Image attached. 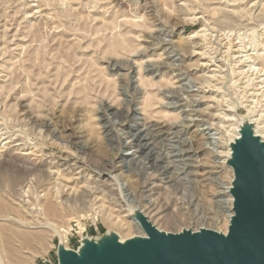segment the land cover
<instances>
[{
    "label": "rangeland",
    "instance_id": "obj_1",
    "mask_svg": "<svg viewBox=\"0 0 264 264\" xmlns=\"http://www.w3.org/2000/svg\"><path fill=\"white\" fill-rule=\"evenodd\" d=\"M261 132L264 0H0V228L14 264L141 236L127 206L166 233L227 234L226 145H264ZM12 233L41 241L20 248Z\"/></svg>",
    "mask_w": 264,
    "mask_h": 264
},
{
    "label": "water",
    "instance_id": "obj_2",
    "mask_svg": "<svg viewBox=\"0 0 264 264\" xmlns=\"http://www.w3.org/2000/svg\"><path fill=\"white\" fill-rule=\"evenodd\" d=\"M232 151L234 164L233 167L230 163L228 165L235 172V189L231 193L235 198V218L228 236L206 229L198 232L185 230L166 236L148 225L146 230L158 246H141L139 250L133 249L118 258V263L108 264H264V145L252 136H244L232 146ZM139 215L148 222L146 217ZM110 242L119 241L113 237L99 244H84L89 248L92 244L104 246ZM60 251L61 247L59 263ZM68 253L76 254L72 251ZM95 254L97 251L93 250L87 256V264H96L91 259Z\"/></svg>",
    "mask_w": 264,
    "mask_h": 264
},
{
    "label": "bare ground",
    "instance_id": "obj_3",
    "mask_svg": "<svg viewBox=\"0 0 264 264\" xmlns=\"http://www.w3.org/2000/svg\"><path fill=\"white\" fill-rule=\"evenodd\" d=\"M129 69L132 72H135V68H134L133 64H131V63L129 64ZM148 69L152 71V66L150 64H148ZM146 70H147V67H146ZM136 115H137V113H136ZM205 131H206L205 133H206L207 137H209L208 145L212 146L216 150L218 148V146L220 145V140L218 138V134L216 132H212V130L209 128H207V130H205ZM261 133L264 135V132H261ZM233 138H234V136H232V138H230V140L228 141V144L226 145L227 146L226 152L224 153V158H225L224 162L230 163V166L232 165V167L234 164L233 163L234 158H233V153H231V149L229 148V143L232 142ZM125 157H127V156H125ZM121 186H122L121 187L122 191L124 193V191H126V186L125 185H121ZM225 186H226V184H225ZM234 189H235V186H232V188H230V186H226L225 193L227 194V196L226 195H225L226 197L223 196V199H224L223 203L225 206L224 209H226L225 212H227L226 222H227V226L229 224V227L232 224L233 218H235V214L231 215L232 214L231 213V206H232V204L234 206V202H235V198H234V196H232L231 193ZM124 197L129 198L130 195L128 196V194L126 193L124 195ZM124 199H126V198H124ZM50 203L51 202H48V204H50ZM53 207L54 206L52 204H50L48 207V211H51ZM127 207L131 212L134 213L131 220H132L134 226L139 230V232H140L139 234L141 236L132 238V239L124 241V242L119 241V242H113V243L112 242L106 243L104 246H98V245L92 244L89 248H87L86 247L87 245L84 244L78 251L75 252L76 254H74V255H70L68 253L69 250H66L65 248H63L61 246L60 264H67V263L87 264L86 258H87V256H89L90 254L93 253V250L97 251V254H95L91 257V259L94 263H96V264H108L109 262L118 263L117 262L118 258H122V256L126 255L127 253H131V251L133 249L139 250L141 246H144L147 244L156 245L153 242L151 235L146 230L148 225H151L152 227L155 228V231H157L161 234H165L166 236H169L171 234V233H166L164 231L159 230L157 227H155L149 221L146 222L145 219L140 217L141 215H139V212H138V210H136V208H133L131 206H127ZM180 214L178 213V215H172V216L170 215V216L166 217V219L164 221L168 222V223L179 222L183 216L182 215L180 217ZM135 219L138 222H136ZM1 231L5 232L6 230L0 228V244H1L0 245V264H4V261H5L4 259H6L8 261V264H14V260L20 256L21 251L17 247H14L13 244L11 243V239L9 238V236L4 235ZM218 234H223V233L218 232ZM228 234H229V230H228V233L224 234V235L228 236ZM12 236H14V237L16 236L19 239L20 245H21L20 248H22L23 246H29L31 242L41 241L38 238L33 239V238H31V236H28L26 234L12 233ZM61 238H62V241L64 242V238L63 237H61ZM156 246H158V245H156ZM159 249L162 250L163 252L165 251L164 248L159 247ZM65 261H66V263H65Z\"/></svg>",
    "mask_w": 264,
    "mask_h": 264
}]
</instances>
